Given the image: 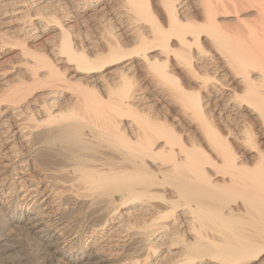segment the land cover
I'll list each match as a JSON object with an SVG mask.
<instances>
[{
	"label": "bare ground",
	"instance_id": "1",
	"mask_svg": "<svg viewBox=\"0 0 264 264\" xmlns=\"http://www.w3.org/2000/svg\"><path fill=\"white\" fill-rule=\"evenodd\" d=\"M40 1L63 15L0 95V254L21 228L67 264H264V0L17 12ZM107 9L104 49L73 38L70 10Z\"/></svg>",
	"mask_w": 264,
	"mask_h": 264
},
{
	"label": "rangeland",
	"instance_id": "2",
	"mask_svg": "<svg viewBox=\"0 0 264 264\" xmlns=\"http://www.w3.org/2000/svg\"><path fill=\"white\" fill-rule=\"evenodd\" d=\"M0 1H1L0 3V8H1L0 9V75L2 74V76H4L3 78L0 77V95H1L2 94L1 92H3V90L7 87V85L15 84L19 80H28V76L25 75L26 73H24V70H23L24 69L23 62L25 63L24 61L25 57L21 55L20 53V49H21L20 43H25V45L32 50L33 49L35 51L38 50L39 52L43 50L45 51V53L47 52L50 53L51 48H52L50 46H53V44H56L58 42L59 35H58L57 28L54 27V25L52 24L53 22L51 23L49 22V25H48V23H46L45 21H47L46 19L49 18L51 13L52 14L56 13L55 14L56 16H59V15L62 16L63 14L61 13L60 10L59 12L58 8L56 7L57 8L56 9L54 5H51L50 7V4H52L50 1H48L47 3L46 1H40L39 3H36L37 6L34 5L33 9L29 12L31 16L24 17L25 13L24 15L22 13H18L17 7L19 4H22L21 1L25 3L24 2L25 0H0ZM114 2L115 0H112V3L109 6H112ZM2 3L3 4L5 3V5H3ZM16 3H18L17 6L12 7V4L16 5ZM117 4H119V0L118 1L116 0V2L114 3V5H117ZM39 7H41V11H39L40 10ZM107 10L106 12L88 11L86 13H76V14L70 10L69 12L70 14L68 13V16H69L68 23L69 24L67 25L71 26L70 32L72 33L73 38L75 37V34H76L77 38H79V40L83 41V43L87 45L86 47H90V50H93V49L95 50L96 48L101 49L104 44V40L102 39H104L105 35H106L105 37H107V33L105 29L109 27V21L107 18L111 16V13H110L111 10L109 9ZM34 12H36L37 15ZM22 17L25 19L24 21ZM27 17L28 19H31V17L33 18L31 20L34 23L33 24L34 26L31 29V31L25 34L24 31L22 30L21 24H23V22L28 23L31 21V20L29 21ZM102 18L106 19V21L103 20ZM104 26H106V28ZM110 27L112 28V30L115 29V31L118 29L117 26L116 28L113 26H110ZM125 42L127 43V45L131 44V41L129 39H127ZM103 49H104V46H103ZM184 85L185 87H188L190 85L187 79H185ZM148 88H149L147 90V92H149L148 97L150 101L153 103L152 105L154 107L156 106L157 108L160 107L159 109L163 108V106L166 104L162 102V100L159 98L155 90L153 91V89H151L150 87ZM39 92L40 91L35 92L34 90L32 94L30 93V95H34V97H36L39 94ZM0 102H1V96H0ZM1 103H2L1 106H3L4 104H7L4 102H1ZM8 190H9V186L3 188L2 190L3 192L0 191V197H2L5 193H7ZM75 212L77 213L78 210ZM11 233L14 236L15 241H18V243L21 244V247H19L20 245H17L15 243L18 246L15 250L7 253V255L0 254V264H12L11 260H13L14 256H18V260L22 264H67L66 263L68 261L67 259H63V260L61 259L60 261H58L60 258L59 255H56L57 257L51 256L47 252V250L39 242H37V240L32 235L27 234L25 230L21 228L20 229L13 228L11 230ZM68 264H72V263H68ZM74 264H79V262L76 261Z\"/></svg>",
	"mask_w": 264,
	"mask_h": 264
}]
</instances>
